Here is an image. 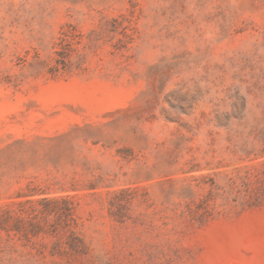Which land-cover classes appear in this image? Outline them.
Masks as SVG:
<instances>
[{
	"label": "rangeland",
	"instance_id": "374dc122",
	"mask_svg": "<svg viewBox=\"0 0 264 264\" xmlns=\"http://www.w3.org/2000/svg\"><path fill=\"white\" fill-rule=\"evenodd\" d=\"M249 166L264 0H0V264H264Z\"/></svg>",
	"mask_w": 264,
	"mask_h": 264
},
{
	"label": "trees",
	"instance_id": "16d2710c",
	"mask_svg": "<svg viewBox=\"0 0 264 264\" xmlns=\"http://www.w3.org/2000/svg\"><path fill=\"white\" fill-rule=\"evenodd\" d=\"M234 204L252 206L264 200V168L249 166L244 175L229 183ZM213 189L209 191L212 194Z\"/></svg>",
	"mask_w": 264,
	"mask_h": 264
}]
</instances>
